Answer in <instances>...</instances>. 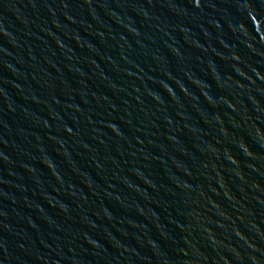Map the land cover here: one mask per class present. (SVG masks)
<instances>
[{"label":"water","instance_id":"95a60500","mask_svg":"<svg viewBox=\"0 0 264 264\" xmlns=\"http://www.w3.org/2000/svg\"><path fill=\"white\" fill-rule=\"evenodd\" d=\"M0 264H264V0H0Z\"/></svg>","mask_w":264,"mask_h":264}]
</instances>
